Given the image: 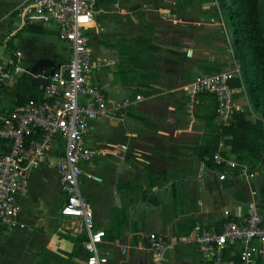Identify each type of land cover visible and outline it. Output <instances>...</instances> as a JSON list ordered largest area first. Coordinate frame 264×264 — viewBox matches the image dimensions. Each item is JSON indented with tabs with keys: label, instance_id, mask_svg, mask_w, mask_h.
I'll use <instances>...</instances> for the list:
<instances>
[{
	"label": "crops",
	"instance_id": "0c3cea01",
	"mask_svg": "<svg viewBox=\"0 0 264 264\" xmlns=\"http://www.w3.org/2000/svg\"><path fill=\"white\" fill-rule=\"evenodd\" d=\"M27 1L0 0V34L4 39L0 69L9 75L0 80L2 111L31 97L43 99L45 84L42 80L32 82L30 66L40 58L55 65L66 64L57 61L58 50L66 48L70 53L69 44L58 38L53 21H21L16 10ZM95 1L101 13L95 26L85 31L96 64L89 81L103 86L108 97L117 102L126 97L135 99L136 93L142 96L127 109L123 120H90L84 136L87 147L99 150L80 164L85 176L80 189L93 210L95 228L105 231L98 245L107 255L105 264H151L150 233L163 236L169 245L164 264H213L192 241L193 228L198 222L220 231L230 220L238 222L246 217L250 202L262 210L264 135L257 130L259 135L254 137L246 129L243 140L236 143L242 144L243 152L235 155L226 143L218 149L216 137L223 128L217 122L213 95H199L192 112L186 108L188 99L182 85L193 81L192 71L202 72L203 60L222 63L221 70L230 67L219 54L197 60L184 72L186 65L173 52L184 45L180 38L184 26L179 21L184 18L169 12L175 18V28L171 33L165 26V43L171 52L166 55L176 58L166 67L155 59L153 43L140 32L147 17L145 0ZM145 26L151 31L155 28L153 21ZM10 59L26 72L16 75L14 67L8 65ZM148 59L151 70L144 67ZM49 70L44 67L43 72ZM234 89L237 102L248 101L243 88ZM255 110L250 104L240 112L253 126L262 121ZM241 129L242 125L236 124L234 134ZM229 134L226 138L232 137L233 133ZM217 151L226 160L242 164L249 173L241 175L238 168L228 166L225 178L220 179V167L226 164L216 162ZM62 152V144L54 145L28 173L27 193L16 197V226L9 229L0 222V264H85L88 252L81 248L85 237L82 221L60 212L67 194L61 190L54 161ZM237 156H242L243 162ZM241 247L238 241L229 242L225 258L236 259Z\"/></svg>",
	"mask_w": 264,
	"mask_h": 264
},
{
	"label": "built area",
	"instance_id": "2783aa9c",
	"mask_svg": "<svg viewBox=\"0 0 264 264\" xmlns=\"http://www.w3.org/2000/svg\"><path fill=\"white\" fill-rule=\"evenodd\" d=\"M16 12L22 22L26 19L53 21L58 38L69 44L70 59L47 77L43 99L29 98L9 110H0V222L9 229L16 226V197L27 193L28 173L39 165L54 145L62 144L63 152L56 155L54 161L61 190L67 194L60 212L82 221L87 237L85 264H105L107 255L98 248L105 231L95 228L93 210L80 189L83 174L80 164L89 161L99 150L87 147L84 136L90 120H123L127 109L142 96L138 94L135 99L126 97L117 102L108 97L103 86L89 81L96 64L85 31L95 26L97 14L101 13L95 0H28ZM17 55L20 57V53ZM8 65L14 67L16 75L26 72L12 59ZM237 75L239 68L235 66L218 73H201L191 83L182 86L189 111L192 112L199 95H213L218 105L217 122L221 128L227 127L235 114L250 108L248 101L239 103L235 100V89L230 82ZM8 76L0 69V80ZM224 145L221 140L218 149ZM214 157L218 164L238 168L241 175L249 173L242 164L226 160L218 151ZM252 175L250 172L249 176ZM225 176V171L220 172V179ZM147 239L152 253L151 264H164L165 252L169 248L165 238L150 233ZM192 241L213 264H264V206L259 211L254 202H250L246 217L238 222L230 220L220 231L197 222ZM231 241L242 245L236 259L224 256Z\"/></svg>",
	"mask_w": 264,
	"mask_h": 264
},
{
	"label": "trees",
	"instance_id": "16d2710c",
	"mask_svg": "<svg viewBox=\"0 0 264 264\" xmlns=\"http://www.w3.org/2000/svg\"><path fill=\"white\" fill-rule=\"evenodd\" d=\"M205 3H214V5L209 10L204 11L202 6ZM194 11H198L200 17L215 20L220 25V30L217 33L218 44H209L206 39L204 43L209 44V48L222 51V53L230 50L232 68L235 66L239 68V75L231 80L230 85L233 88H243L248 97V102L251 101L254 108H261L260 111H262V121H257L254 126L245 120L244 113H237L233 117L234 120H230V125L224 127L217 135L216 143H219L222 138L225 139V143L231 146L232 153L239 155L243 152V147L242 144L236 145V143L243 140L244 134H247L246 129L254 137L259 135L257 130L264 135V0H174V5L169 7L170 13L184 19L194 15ZM190 25H185L184 30H180V33L184 32L187 37H190L187 29L192 27ZM193 37L192 35L191 38ZM144 41L145 39L143 42L141 40L143 44ZM150 64L151 62L148 59L147 66H144L145 70H151ZM222 67V63L203 60L200 69L203 73L212 74L222 71ZM248 87L250 89L249 93L247 92ZM136 95L138 94L136 93ZM31 98L38 100L36 97ZM215 107H218V105L216 104ZM213 116L214 114L208 116L210 122L213 121ZM236 124L240 127L242 125V129L239 133L234 134ZM229 133H233L231 134L232 137L226 138L227 135H230ZM247 137L249 138L248 135ZM214 151L212 150L210 154L212 161ZM237 160L243 162L242 156H237ZM262 160H264V157ZM226 168L229 167H226V165L220 167L223 171ZM86 240V236L81 239L82 249Z\"/></svg>",
	"mask_w": 264,
	"mask_h": 264
},
{
	"label": "rangeland",
	"instance_id": "374dc122",
	"mask_svg": "<svg viewBox=\"0 0 264 264\" xmlns=\"http://www.w3.org/2000/svg\"><path fill=\"white\" fill-rule=\"evenodd\" d=\"M145 4L147 7V8L145 7L147 17L144 20V27L140 29V32L148 36L147 37L148 43L149 42L153 43L154 49L152 50L153 51L152 53L155 59L157 58L158 61L161 62L166 67H170L169 62H171V60H175L176 56L172 55L173 58L168 59L169 57L166 55L167 53H171V52L168 51V47L166 46V43H165L167 40V35H165L166 34L165 26H168L169 28H171L172 30L170 32L174 33L173 29L175 27L173 26V24H174L175 18L173 19L169 15V7L174 5V0H145ZM213 5L214 3H205L203 4L202 9L204 11L209 10ZM193 14L194 15L189 16L185 20L184 19L179 20L182 26L191 24L190 26L192 27L187 28L189 30L190 37H187V35L184 36L182 33H180V38L183 41L184 45L182 46V48H178V52L173 51L177 55V58L178 56H180L181 63L186 65L184 67L185 68L184 72H187V71L189 72L190 68L195 66L194 63L197 60L201 58H207L210 56L211 57L218 56L219 54L220 56H223L226 58L225 60L227 62V65L231 69L233 66L231 65L232 56H231L230 50L224 53L220 52L214 55L215 53L214 51L216 50L212 52L211 50L213 49L209 48V44H218V40H217L218 34L217 33L220 30V25L215 20H207L205 18L200 17L198 15V11H194ZM147 21L154 22L155 28L152 31L145 29L147 28L145 26ZM192 35L194 36L193 38H191ZM0 38H1V42H0V53H1L3 50L2 46H3V40H4L1 34H0ZM205 39L209 41V44L204 43ZM165 50H167V52ZM69 59H70V53L66 48L63 51L62 49L58 50V58H57L58 62L61 60H63L64 62H68ZM95 72H96L95 70L94 71L92 70L90 72V76L93 77ZM196 73H197V70H194V72L192 71V74H194L193 80L196 79L198 76V74ZM187 83L189 82H185L182 86L186 85ZM249 91L250 89L248 87L247 92L249 93ZM250 104L251 106L253 105L251 101H250ZM186 108L188 109L187 105H186ZM255 109H256L255 111L261 115V112H262L260 111L261 108L255 107ZM84 179H85V176H81L80 178L81 183L85 182Z\"/></svg>",
	"mask_w": 264,
	"mask_h": 264
},
{
	"label": "water",
	"instance_id": "95a60500",
	"mask_svg": "<svg viewBox=\"0 0 264 264\" xmlns=\"http://www.w3.org/2000/svg\"><path fill=\"white\" fill-rule=\"evenodd\" d=\"M44 67L50 68L48 72H43ZM61 65H55L51 60L40 58L30 66L29 73L32 76V82L38 84V80H42L47 84V77L53 75L57 69H60Z\"/></svg>",
	"mask_w": 264,
	"mask_h": 264
}]
</instances>
